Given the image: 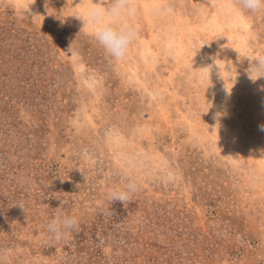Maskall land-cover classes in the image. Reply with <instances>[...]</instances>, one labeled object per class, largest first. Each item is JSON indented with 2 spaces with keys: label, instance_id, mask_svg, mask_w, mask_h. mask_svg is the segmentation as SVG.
Masks as SVG:
<instances>
[{
  "label": "rangeland",
  "instance_id": "1",
  "mask_svg": "<svg viewBox=\"0 0 264 264\" xmlns=\"http://www.w3.org/2000/svg\"><path fill=\"white\" fill-rule=\"evenodd\" d=\"M93 2L0 0L9 264H264V78L248 75L264 12L134 0L138 39L116 62L81 31ZM129 178L132 203L109 202ZM63 201L80 230L51 244Z\"/></svg>",
  "mask_w": 264,
  "mask_h": 264
},
{
  "label": "clouds",
  "instance_id": "2",
  "mask_svg": "<svg viewBox=\"0 0 264 264\" xmlns=\"http://www.w3.org/2000/svg\"><path fill=\"white\" fill-rule=\"evenodd\" d=\"M242 7L239 11H248L258 14L264 12V0H240ZM164 12H170V8H164ZM136 14L134 0H95L87 7L83 18H78L83 22L81 31L87 30L91 38L104 50V52L116 62L123 61L132 45L138 39L137 29L128 19ZM80 31V32H81ZM249 78L251 75L264 78V55H260L253 60H249ZM252 81V78H250ZM220 114L218 113L217 116ZM264 131V125L260 126ZM35 184V181H31ZM140 190V185L132 179H127L122 187L110 189L106 194V199L113 203L119 202L122 205L132 203L134 195ZM66 202L63 201L57 208V214L52 217L44 233L46 241L51 244H59L70 241L74 234L80 230V221L77 215L63 212ZM132 224L138 223L133 220ZM110 249L105 248L108 252ZM11 250H0V264H9Z\"/></svg>",
  "mask_w": 264,
  "mask_h": 264
}]
</instances>
